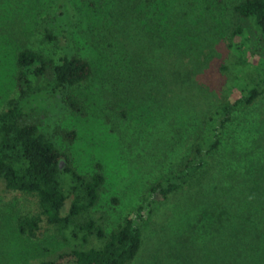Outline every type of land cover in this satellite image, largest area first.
Segmentation results:
<instances>
[{
  "label": "rangeland",
  "instance_id": "1",
  "mask_svg": "<svg viewBox=\"0 0 264 264\" xmlns=\"http://www.w3.org/2000/svg\"><path fill=\"white\" fill-rule=\"evenodd\" d=\"M238 1L0 0V112L19 99L25 121L42 124L79 172L102 164L91 216L105 233L132 216L149 186L187 155L201 117L241 94L221 71ZM23 47L56 62L75 54L91 63V76L71 89L85 116L68 108V89L54 83L19 97L15 60ZM244 58L254 64L259 55ZM62 128L76 131L69 146H62ZM214 158L225 164L227 204L254 223L264 260V93L233 113ZM201 196L192 186L155 203L141 223L140 251L127 264H187L190 252L194 264L230 262L227 247L218 260L211 253L227 240L211 233L215 214ZM38 212L34 195L6 189L0 179V264H37L72 247L45 220L34 237L18 233L17 218Z\"/></svg>",
  "mask_w": 264,
  "mask_h": 264
},
{
  "label": "trees",
  "instance_id": "2",
  "mask_svg": "<svg viewBox=\"0 0 264 264\" xmlns=\"http://www.w3.org/2000/svg\"><path fill=\"white\" fill-rule=\"evenodd\" d=\"M233 10L236 23L230 34L227 63L221 66V71L226 83L242 86L241 94L223 99L201 117L187 155L149 186L132 216L125 217L108 233L91 216L105 180L102 164L96 162L90 173L79 172L69 153L56 145L42 124L25 121L27 111L20 100H9L8 108L0 112V179L6 189L34 195L39 208L37 214L20 215L16 229L21 235L34 237L45 220L64 240L73 241L69 250L37 264L131 262L142 246L141 223L145 214L160 200L192 186L202 195L199 201L209 205L215 214L211 233L227 240L220 243V249L211 251L217 260V251L224 252L227 247L225 254L231 260L223 264H264L262 253L258 258L262 245L253 237L254 223L244 218L241 211H235V203L227 204L229 196L223 183L225 164L215 163L214 158L233 113L250 106L264 93V0H239ZM236 35L242 37L241 41H233ZM246 53H256L259 58L251 64L244 58ZM15 66L19 97L39 85L54 83L58 88L68 89L64 96L68 108L76 115L85 116L81 95L71 89L91 76L92 65L87 59L72 54L56 62L23 47L16 52ZM140 131L138 128L139 134ZM60 132L63 147L76 137L74 129L62 128ZM69 198L68 210L64 212ZM187 260V264H194L192 252Z\"/></svg>",
  "mask_w": 264,
  "mask_h": 264
}]
</instances>
